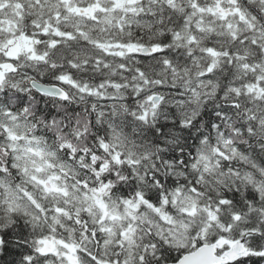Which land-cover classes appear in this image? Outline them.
<instances>
[{"label": "snow or ice", "instance_id": "6c2138e0", "mask_svg": "<svg viewBox=\"0 0 264 264\" xmlns=\"http://www.w3.org/2000/svg\"><path fill=\"white\" fill-rule=\"evenodd\" d=\"M0 264H264V0H0Z\"/></svg>", "mask_w": 264, "mask_h": 264}]
</instances>
